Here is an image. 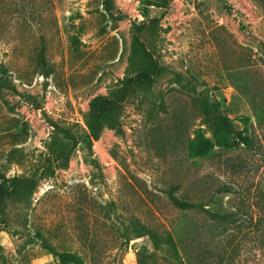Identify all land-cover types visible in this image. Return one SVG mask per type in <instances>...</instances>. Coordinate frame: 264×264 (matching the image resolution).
<instances>
[{
	"label": "rangeland",
	"instance_id": "1",
	"mask_svg": "<svg viewBox=\"0 0 264 264\" xmlns=\"http://www.w3.org/2000/svg\"><path fill=\"white\" fill-rule=\"evenodd\" d=\"M99 96L114 107L95 138ZM13 178L0 264H137L144 224L186 261L264 264V0H0ZM175 187L214 217L174 207Z\"/></svg>",
	"mask_w": 264,
	"mask_h": 264
},
{
	"label": "trees",
	"instance_id": "2",
	"mask_svg": "<svg viewBox=\"0 0 264 264\" xmlns=\"http://www.w3.org/2000/svg\"><path fill=\"white\" fill-rule=\"evenodd\" d=\"M45 52V46L42 45L41 49L38 52V62L42 67H46ZM150 78L151 76L148 73L142 72L136 77L132 78V81H146L148 79L150 80ZM113 107L114 100L108 97L99 96L93 100L91 105V113L96 120L99 129L94 132L95 138L99 137V133L102 129V124L105 121L106 114ZM204 110L205 112H208L209 106L207 104L204 105ZM218 119L225 129H233V125L227 117L219 115ZM26 182H28V180H20L19 178L5 179L4 182L0 184V204H3L12 197H15L16 193L19 191V184ZM176 189L177 188L175 187L167 192V196L174 207L182 212L201 210L207 213V215L214 217V214H212L210 210L206 209L203 204L179 198L177 195H175ZM37 234L44 243V247L46 249H52L48 244L46 236H44V234L39 231L37 232ZM138 234L144 235L148 238L150 247H141L137 251V264H160L163 257H165L170 264H211L210 262H206V255H202V257H199V263H195V259L191 260L190 255L187 256L186 261L181 252L183 249V244H179L170 232H158L154 228L144 224L140 226ZM73 262L75 264H80V262L77 261Z\"/></svg>",
	"mask_w": 264,
	"mask_h": 264
}]
</instances>
